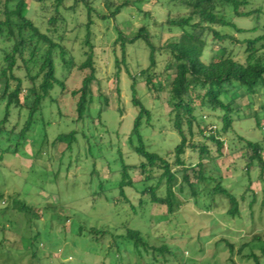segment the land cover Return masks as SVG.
I'll list each match as a JSON object with an SVG mask.
<instances>
[{
  "label": "rangeland",
  "instance_id": "obj_1",
  "mask_svg": "<svg viewBox=\"0 0 264 264\" xmlns=\"http://www.w3.org/2000/svg\"><path fill=\"white\" fill-rule=\"evenodd\" d=\"M66 1V5L73 2ZM122 1L111 0L112 8ZM153 3L143 1L124 7L116 17L99 18L97 10L110 15L106 1L90 0L93 21L90 29L98 82H94L96 98L89 106L88 116L83 121L74 120L76 98L71 92L81 86L88 71L74 68L67 76L69 92L59 101L50 98L43 101L42 113L27 134L26 143L16 152L4 150L7 143L0 146V264H255L253 258L245 256L251 252L261 255L264 264L261 251L264 245V178L258 187L253 185L260 172L243 173L241 170L245 167L236 158L238 153L234 150L235 144H240L239 132L253 140L264 138V88L252 101L241 90L232 95L245 111L250 107L258 108L256 114L261 127L253 118L237 120L235 134L220 136L229 152L224 158L207 162L211 163L207 172L215 175L226 173L229 167L231 175L222 184L238 199L242 191L248 190L246 184L250 177L249 186H253L256 193L253 198L250 192H246L245 198L240 200V216L229 214L230 202L223 192L214 190L216 182L212 179L206 180L205 189L196 186L193 195L187 185H183L179 193L177 186L182 204L174 207L172 212L167 211V206L152 202L150 196L143 193L145 185L155 182L152 179L127 184L123 187L125 195L121 194L124 164L131 173L129 165L144 160L128 140L138 109L131 101V80L127 70L136 72L140 67H147L150 48L145 40L128 46L127 64H121L117 75L115 57L121 59L122 54L119 45L113 42L118 36L116 27L132 36V31L143 23H149L148 29L158 47L179 34L178 27L171 30L166 24L159 25L169 13L178 10L175 0H165L160 5ZM254 4H260L264 11V0H252L247 9ZM138 7L151 18L143 17L144 13L137 11ZM77 9V14H81L78 16L82 21L81 29H84L87 12L82 6ZM36 13L32 16L36 17ZM65 14L72 20L71 27L77 14L72 11ZM227 16L237 26H259L257 31L246 33H238L230 25L217 26L223 33L234 34L236 39L253 38L264 30L263 14L237 17L230 8ZM84 33L85 30L76 29L72 42L69 41L78 61L82 60L81 38ZM77 35L79 38L75 39ZM213 47L212 50L207 46L203 61L209 62L213 56L220 55L223 47L227 52L232 50L239 60L246 59L245 46L237 41L227 40ZM156 53L159 59L157 70L162 71L166 54L158 50ZM62 72L66 70L58 66L57 75L61 76ZM172 74L173 71L166 74L165 81L170 80ZM137 86L142 101L157 111L153 130L149 126H143L141 130L147 148L162 152L173 148L180 136L162 126L167 122L166 93H161L160 101L155 104L144 82L139 80ZM58 91L59 87L53 89L52 96L56 97ZM99 91L104 96L102 100L98 97ZM4 112L5 103L0 102V117ZM208 119L219 129L216 116L209 115ZM74 130L76 139L71 143L64 142L60 146L54 141L58 134ZM196 136V140L211 145L205 138ZM42 141L43 150L40 151ZM133 144L136 145L137 141ZM190 153L187 150L186 166L195 160L192 157L196 155ZM127 228L140 230L149 245L169 246L173 252L171 256L166 252L169 261L152 262V249L135 245L134 240L127 237ZM99 230H107L110 234L102 235Z\"/></svg>",
  "mask_w": 264,
  "mask_h": 264
},
{
  "label": "trees",
  "instance_id": "obj_2",
  "mask_svg": "<svg viewBox=\"0 0 264 264\" xmlns=\"http://www.w3.org/2000/svg\"><path fill=\"white\" fill-rule=\"evenodd\" d=\"M105 1L110 15L97 10L99 18L116 17L124 7L143 1L160 5L165 0H123L113 8L111 0ZM251 1L175 0L178 10L169 13L159 25L166 24L171 30L178 27L179 34L168 38L161 47L154 43L148 29L149 23H143L133 30L132 36L126 35L122 29L116 27L118 36L113 43L119 45L122 54L121 59L115 57L117 75L120 73L121 64H127L128 46L134 45L138 40H145L150 48L147 67H140L136 72L127 70L131 80V101L138 109L128 140L144 160L129 165L132 167L131 173L127 164H124L120 181L121 194L125 195L123 187L127 184L152 179L155 182L145 185L143 193L148 194L152 202L165 205L167 211L172 212L174 207L182 204V199L180 200L176 191L177 186L179 193L183 185H187L193 195L197 187L205 189L206 180L212 179L216 182L214 190L223 192L228 198V212L232 216L242 214L240 200L245 198L246 192H250L254 198L256 189L249 186L250 177L246 184L248 190L244 193L242 191V196L238 199L222 184V181L231 175L228 166L226 173L215 175L207 172L208 166L211 165L207 163L208 160L217 161L229 152L220 136L224 133L235 134L237 120L242 117L253 118L255 124L261 127V121L256 114L258 108L250 107L245 111L236 104L232 95L241 90L252 101L264 88V30L256 37L239 40L234 34L223 33L218 29L219 26L230 25L238 33L257 31V25L237 26L227 16L230 8L237 17L264 15L260 4H254L251 9H247ZM66 3V0H0V102L5 103V112L0 117V146L7 143L4 148L6 151L16 152L26 143L27 134L33 130L38 115L42 113L45 99L59 101L63 94L69 92L67 76L72 69L88 70L81 86L71 92L76 98L75 121L85 120L89 106L96 98L94 82H98V75L95 45L90 29L93 22L90 0H73L70 5ZM78 6H82L87 12L88 19L83 23L84 29H81L82 21L78 19L81 15L77 14ZM139 10L140 7L137 8V11ZM36 11V17L32 16ZM69 11L77 14L71 27L69 25L72 20L65 14ZM141 11L144 13L143 17L151 18L149 13L143 12V9ZM76 29L85 30L84 37L81 38V61L76 59L74 48L69 44ZM77 38L79 35L75 39ZM227 40L237 41L245 46V61L236 58L232 50L227 52L226 47H223L220 55L213 56L211 61L202 60L207 46L213 50L214 45H222ZM157 50L166 54L162 71L157 70ZM58 66L66 70L61 76L57 75ZM171 71L172 77L165 81V75ZM139 80L144 82L147 93L155 104L160 101V94L166 93L164 107L167 122L162 126L169 128L170 132L176 131L180 140L173 148L164 152L149 150L144 142L141 130L143 126H149L153 130L157 111L152 105L142 101L137 86ZM56 87H59V91L57 96L53 97L51 92ZM97 94L102 100L104 96L101 91ZM119 110L121 111V107ZM209 115L216 116L219 129L218 125L209 121ZM196 134L211 142V145L196 140ZM238 134L240 144H235L234 150L238 153L236 158L242 161L245 167L241 170L243 173L249 174L252 170L260 172L257 182L254 181L253 184L258 187L260 180L264 178V138L253 140L244 137L240 132ZM73 139H76L75 130L58 134L54 141L61 146L64 142L71 143ZM135 141L136 145L133 144ZM39 150H43V141ZM187 150L196 155L192 157L195 160L190 162L189 166H186L185 162ZM99 231L102 235L110 234L107 230ZM127 237L133 239L135 245H144L146 250L152 249V262L169 261L168 256L173 254L166 244L149 245L140 230L127 228ZM229 246L232 247V244L229 243ZM261 251L264 254V245ZM166 252L169 255L166 256ZM245 256L253 258L255 264H263L261 255L251 252Z\"/></svg>",
  "mask_w": 264,
  "mask_h": 264
}]
</instances>
